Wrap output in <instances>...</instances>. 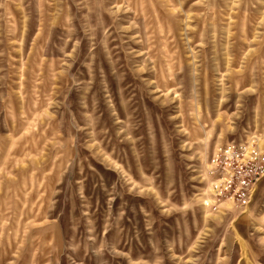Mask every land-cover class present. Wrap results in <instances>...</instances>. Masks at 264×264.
Masks as SVG:
<instances>
[{"label": "rangeland", "instance_id": "obj_1", "mask_svg": "<svg viewBox=\"0 0 264 264\" xmlns=\"http://www.w3.org/2000/svg\"><path fill=\"white\" fill-rule=\"evenodd\" d=\"M262 157L264 0H0V264H264Z\"/></svg>", "mask_w": 264, "mask_h": 264}, {"label": "built area", "instance_id": "obj_2", "mask_svg": "<svg viewBox=\"0 0 264 264\" xmlns=\"http://www.w3.org/2000/svg\"><path fill=\"white\" fill-rule=\"evenodd\" d=\"M264 162V157L261 158ZM264 166L259 167H240L233 177L227 181V193L234 191L241 199H247L252 193V185L255 180L263 173ZM236 175V176H235Z\"/></svg>", "mask_w": 264, "mask_h": 264}]
</instances>
